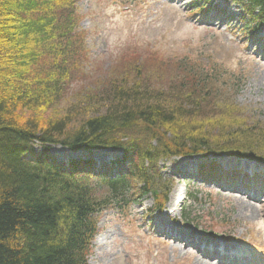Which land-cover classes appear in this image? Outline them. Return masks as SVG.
I'll list each match as a JSON object with an SVG mask.
<instances>
[{"label": "trees", "instance_id": "trees-1", "mask_svg": "<svg viewBox=\"0 0 264 264\" xmlns=\"http://www.w3.org/2000/svg\"><path fill=\"white\" fill-rule=\"evenodd\" d=\"M77 1L0 0V264H87L101 211L125 209L153 187L162 208L171 181L162 180L161 160L264 162V126L225 91L222 98L213 65L207 73L180 59L175 78L155 88L126 71L89 93L81 86L86 46ZM236 1L246 25L264 26V0ZM53 146L119 150L122 159L98 167L80 156L60 165Z\"/></svg>", "mask_w": 264, "mask_h": 264}, {"label": "rangeland", "instance_id": "rangeland-1", "mask_svg": "<svg viewBox=\"0 0 264 264\" xmlns=\"http://www.w3.org/2000/svg\"><path fill=\"white\" fill-rule=\"evenodd\" d=\"M195 1L198 2L78 0L79 29L86 46L81 70L86 82L81 86L89 87L91 93L107 80L119 79L129 71L131 76L142 75L155 88L175 78L180 59L191 61L199 69L205 68L201 71L213 65L220 72L222 98L225 91L245 116H253L256 123L264 126V57L257 53L260 44H254L264 36V28L250 37V28L240 27L241 23L236 22L239 8L234 0L218 1L217 8L206 16L205 12L192 10L190 3ZM228 15L233 21L223 22ZM164 78L170 79L160 84ZM49 154L60 162L79 155L59 146L52 147ZM92 156L101 164L121 158V153L102 150ZM208 161L200 156L159 161L162 180L171 181L162 210L155 211L151 194L125 209L103 210L98 215L87 264H224L205 257L189 244L165 238L159 227H168L182 241L221 244L226 237L229 241L243 242L252 247L241 248L251 255L246 264H264V194L255 199L215 183L188 182L182 178L185 169H195ZM219 161L223 168L250 166L248 162ZM177 190L181 198L177 206L168 209L173 191ZM186 192L190 195L198 192L186 210L191 216L190 224L182 220L180 210ZM155 197H159L158 191Z\"/></svg>", "mask_w": 264, "mask_h": 264}, {"label": "bare ground", "instance_id": "bare-ground-1", "mask_svg": "<svg viewBox=\"0 0 264 264\" xmlns=\"http://www.w3.org/2000/svg\"><path fill=\"white\" fill-rule=\"evenodd\" d=\"M263 78V77H262ZM180 191L177 190V191H173V194L170 198V201L169 203L167 204V208L170 209V208H173V206H177L176 204L179 202L181 196H180Z\"/></svg>", "mask_w": 264, "mask_h": 264}, {"label": "water", "instance_id": "water-1", "mask_svg": "<svg viewBox=\"0 0 264 264\" xmlns=\"http://www.w3.org/2000/svg\"><path fill=\"white\" fill-rule=\"evenodd\" d=\"M156 193V191H152V194L154 195Z\"/></svg>", "mask_w": 264, "mask_h": 264}]
</instances>
